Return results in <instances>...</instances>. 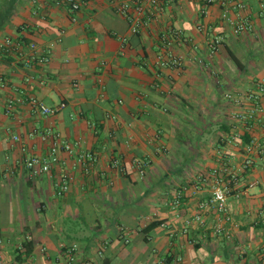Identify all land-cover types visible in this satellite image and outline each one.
Masks as SVG:
<instances>
[{"label":"crops","instance_id":"1","mask_svg":"<svg viewBox=\"0 0 264 264\" xmlns=\"http://www.w3.org/2000/svg\"><path fill=\"white\" fill-rule=\"evenodd\" d=\"M115 1L89 0L71 14L54 0H0V44L7 37L22 44L0 49V264H68L73 246L75 264H212L225 257L258 264L240 255L246 250L237 236L248 220L264 226V155L247 171L242 166L247 142L263 132L259 121L234 115L252 108L247 96L264 84V0H239L245 8H229L233 23L221 3L201 13L202 0H172L139 34ZM242 20L253 28L236 34ZM172 28L183 32L171 48L183 63L161 67V34ZM215 37L221 42L211 53ZM33 54L49 59L28 62ZM21 91L66 106L48 116L27 101L10 109ZM258 101L264 109V94ZM48 128L97 156L88 172L76 164L77 152H60L50 172L31 174L24 158L48 155L50 141L40 136ZM216 169L232 188L233 221L224 224L231 238L214 233L223 222L215 210L205 213V225L194 219L198 203L212 196ZM63 172L74 179L58 195ZM255 180L260 185L250 187ZM22 244L32 248L25 260Z\"/></svg>","mask_w":264,"mask_h":264},{"label":"built area","instance_id":"2","mask_svg":"<svg viewBox=\"0 0 264 264\" xmlns=\"http://www.w3.org/2000/svg\"><path fill=\"white\" fill-rule=\"evenodd\" d=\"M89 0H54L58 5H65L71 14H75L81 10V8L88 3ZM172 0H116V10L119 14L126 17L130 23V31L132 34H139L143 28L148 27L149 21L153 17L162 13L165 7ZM203 6L201 8V13H205L206 9L215 3H221L226 9L223 13V18L228 22H232L229 18V8H234L236 10H242L245 5L239 0H202ZM261 8L264 10V3H262ZM233 23V22H232ZM235 33L241 34L252 30V25L245 20L240 22H235ZM198 29L203 31L204 27L202 25L198 26ZM123 41L126 40L125 37H121ZM161 53L158 57V64L161 67H179L182 65L181 57L175 55L171 48L174 46V42H183V32L178 29H169L168 31L161 34ZM220 38H211L208 42L209 49L211 53L215 52L217 46L220 44ZM31 49L36 46L34 43L29 45ZM22 44L20 42H14L11 37H7L1 44L0 49L3 52H11L12 50L21 49ZM166 54V55H165ZM47 55L36 56L31 55L28 57L29 61H36L38 63H46L48 61ZM258 94L250 93L247 97L248 99L254 100V105L247 112L235 114V119L244 121L245 123H250L252 120H257L260 122L263 132V138L258 140L257 138H252L250 142L246 144V158L243 161V169L247 171L254 165V156L264 155V109L259 103L258 99L260 95L264 94V84L258 85ZM227 97L237 102V104H242V99L236 97L232 94H228ZM29 102L32 107L44 116L53 115L63 109L66 104L60 103L57 106L50 107L46 105L42 100L34 95L26 96L24 92L21 91V95L16 98V100H10L8 107L12 109L14 103H24ZM261 114V116H260ZM40 136L44 141H50L49 153L48 155H38V154H28L25 156L24 161L26 166L29 168L31 174L39 175L51 171L54 164L60 161V152H67L70 155L77 152L76 164L82 166L85 171H89L91 166L97 161V156L91 151H76L81 147V143L76 141L74 143L65 141L61 138L58 132H55L52 128L40 132ZM240 135L235 134L232 136L233 139H239ZM14 140H20L18 135L13 136ZM26 151V148L22 149ZM136 166L139 169L140 176L143 177L146 173L145 165L142 161H137ZM224 171V170H223ZM229 171L225 168V172ZM231 173V172H230ZM215 180L213 183L212 196L209 199L202 200L198 203V212L195 214L194 219L201 225H205L204 215L210 210H215L222 216V223L218 224L214 228V233L216 235H222L226 238H231L230 231L224 226L226 223H231L233 221V216L229 209V197L232 195V188L228 186L223 177L221 176L220 169L214 170ZM235 182L238 181L236 174H232ZM74 176L69 172H63L56 183V192L58 195H64L70 190V186ZM233 181V182H234ZM260 185L259 181H253L249 184L250 187H257ZM184 198L183 189L176 191L174 200L172 202V207L176 210L175 214L180 216L179 207L182 204ZM190 223V220H187ZM27 250L25 245L19 247V251L24 253ZM68 264H75V247H70L68 249ZM1 263V259H0Z\"/></svg>","mask_w":264,"mask_h":264},{"label":"rangeland","instance_id":"3","mask_svg":"<svg viewBox=\"0 0 264 264\" xmlns=\"http://www.w3.org/2000/svg\"><path fill=\"white\" fill-rule=\"evenodd\" d=\"M261 193L260 192H255L254 194ZM248 222V227L252 226L253 227V221ZM248 227L245 230H240L241 232L238 233L241 235V237L237 236V242H239V245L245 246L244 250H246L245 253H240V255L244 256H250V258H256L258 264L260 263V258L263 257V248H264V226H254L253 230L248 229ZM228 241H231V239H228ZM264 255V254H263Z\"/></svg>","mask_w":264,"mask_h":264},{"label":"trees","instance_id":"4","mask_svg":"<svg viewBox=\"0 0 264 264\" xmlns=\"http://www.w3.org/2000/svg\"><path fill=\"white\" fill-rule=\"evenodd\" d=\"M249 142H250V141H249ZM247 143H248V142H247ZM31 249H32V248H31V245H30V244L27 245V250H26V252H25L26 254H23V253L20 254V255H19V257H20L19 259H22V260L27 259V258L29 257V255H30V253H31ZM224 259H225L226 261H229V259H227V257H225ZM263 259H264V256H263ZM217 260H220V258H216V259L213 258L212 262H213V261H217ZM261 262H262V261H261Z\"/></svg>","mask_w":264,"mask_h":264},{"label":"water","instance_id":"5","mask_svg":"<svg viewBox=\"0 0 264 264\" xmlns=\"http://www.w3.org/2000/svg\"><path fill=\"white\" fill-rule=\"evenodd\" d=\"M212 264H234V263H231L225 260H217V261H214Z\"/></svg>","mask_w":264,"mask_h":264}]
</instances>
